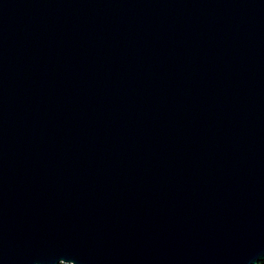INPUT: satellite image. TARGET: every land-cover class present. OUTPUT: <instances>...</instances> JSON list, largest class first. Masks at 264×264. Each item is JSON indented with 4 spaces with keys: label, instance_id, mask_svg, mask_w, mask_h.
<instances>
[{
    "label": "water",
    "instance_id": "obj_1",
    "mask_svg": "<svg viewBox=\"0 0 264 264\" xmlns=\"http://www.w3.org/2000/svg\"><path fill=\"white\" fill-rule=\"evenodd\" d=\"M264 261V0H0V264Z\"/></svg>",
    "mask_w": 264,
    "mask_h": 264
},
{
    "label": "rangeland",
    "instance_id": "obj_2",
    "mask_svg": "<svg viewBox=\"0 0 264 264\" xmlns=\"http://www.w3.org/2000/svg\"><path fill=\"white\" fill-rule=\"evenodd\" d=\"M59 264H70L69 262H60Z\"/></svg>",
    "mask_w": 264,
    "mask_h": 264
},
{
    "label": "trees",
    "instance_id": "obj_3",
    "mask_svg": "<svg viewBox=\"0 0 264 264\" xmlns=\"http://www.w3.org/2000/svg\"><path fill=\"white\" fill-rule=\"evenodd\" d=\"M259 264H264V261L260 262Z\"/></svg>",
    "mask_w": 264,
    "mask_h": 264
}]
</instances>
